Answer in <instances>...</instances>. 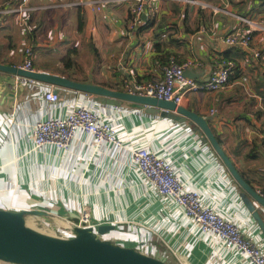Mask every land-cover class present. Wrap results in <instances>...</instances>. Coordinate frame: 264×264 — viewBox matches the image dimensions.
Here are the masks:
<instances>
[{"label":"crops","instance_id":"1","mask_svg":"<svg viewBox=\"0 0 264 264\" xmlns=\"http://www.w3.org/2000/svg\"><path fill=\"white\" fill-rule=\"evenodd\" d=\"M8 1L0 0V6ZM79 1L31 0L39 8L29 12L27 24L17 15L5 16L0 63H22L31 46L36 69L66 77L71 73L81 82L128 91L129 81L161 78L165 54L179 63L196 60L193 77L198 82L208 81L221 65L234 60L237 66L228 86L217 92H189L180 105L211 118L213 131L243 177L263 190L264 0H158L155 14L138 23L137 28L144 29L133 36L127 34L133 2L106 0L97 11L71 4ZM239 28L251 32L250 47L225 42ZM71 55L75 62L67 69ZM243 76L248 77L245 84ZM50 86L38 80L16 86L15 74L0 71V195L9 197H0L2 208L42 210L47 215L31 216L34 222L44 218L46 226L69 234L71 218L88 204L95 221L116 225L107 238L134 242L171 264H249L238 251L199 231L178 205L147 192L139 173L123 169L130 163L128 150L103 145L88 167L85 159L93 153V141L80 134L68 154L52 146L28 152L36 121L64 115L84 103L113 121L128 145L169 157L187 187L198 190L205 203L264 245V233L240 197L244 190L194 124L149 113L134 102L114 107L91 94L57 86L60 101L51 103L44 97Z\"/></svg>","mask_w":264,"mask_h":264},{"label":"built area","instance_id":"2","mask_svg":"<svg viewBox=\"0 0 264 264\" xmlns=\"http://www.w3.org/2000/svg\"><path fill=\"white\" fill-rule=\"evenodd\" d=\"M133 2L132 21L128 28V36L136 33L137 25L144 19V15L151 16L157 9L154 3L158 0H124ZM187 3H200L199 0H178ZM106 0H81L75 4H82L100 11ZM39 5H33L31 0H9L0 6V25L5 16L17 15L22 24H27L29 12L38 9ZM246 20V19H245ZM250 23L249 20H246ZM225 42L229 45H241L250 47L252 34L244 29H237L226 36ZM34 49L28 46L22 63L16 65L27 71H41L34 66ZM259 56V52H255ZM198 63L194 59H188L183 63L171 60L164 66V74L161 78L150 81L134 82V88L129 83V91L151 96L167 101H174L180 105L189 92L207 91L217 92L230 84V76L236 67L234 61H227L221 65L206 82H198L194 77L186 76L185 70L193 68ZM35 80L22 75H15L16 86L20 84L34 83ZM248 82V77H241V83ZM93 96V95H92ZM51 103L58 104L60 92L57 87L51 85L44 95ZM116 110V109H115ZM80 134L92 138V151L89 159H85L88 167L93 162V157L103 145H108L130 152V163L123 167L124 170L136 171L143 178V184L147 186V192L156 193L159 198H164L178 205L184 214L191 219L194 226L202 233L216 237L225 249L238 251L249 264H264V245L255 241L251 236L232 219L225 217L216 211L211 205L205 203L201 193L189 188L177 174L169 157L160 156L156 151L147 147L130 146L121 137L117 126L91 106L78 103L70 108L64 115H54L39 119L31 128L32 148L28 150L39 151L47 146L68 154L73 148L74 141ZM19 158V157H18ZM264 172V167L259 168ZM85 172L82 176L86 177ZM264 197V191L257 189ZM79 226H97L102 224L95 221L93 212L88 204L82 205L79 211ZM70 232V231H69ZM61 235L64 237L71 236Z\"/></svg>","mask_w":264,"mask_h":264},{"label":"water","instance_id":"3","mask_svg":"<svg viewBox=\"0 0 264 264\" xmlns=\"http://www.w3.org/2000/svg\"><path fill=\"white\" fill-rule=\"evenodd\" d=\"M147 17L144 15V18ZM129 53L130 49L126 51L125 60ZM0 71L91 94L102 103L114 107H121L123 101L134 102L149 113L161 114L180 123L189 121L190 124L196 125L202 140L211 145L231 177L244 190L240 197L264 233V197L247 182L227 154L209 123L211 118L204 117L174 101L75 81L45 71H27L15 65L1 63ZM185 75L197 76L193 68H187ZM128 83L134 88L132 82ZM31 215L43 216L47 215V212L29 208H0V260L15 264H171L138 247L107 238L106 235L116 229L114 224L102 223L83 227L78 225V216L72 217L71 225L66 227L72 235L64 237L32 226L27 219Z\"/></svg>","mask_w":264,"mask_h":264},{"label":"rangeland","instance_id":"4","mask_svg":"<svg viewBox=\"0 0 264 264\" xmlns=\"http://www.w3.org/2000/svg\"><path fill=\"white\" fill-rule=\"evenodd\" d=\"M0 188H2V187H1V182H0ZM0 197L3 198V199L9 198L8 195L5 194V193H2V194L0 195ZM6 200H7V199H6ZM2 207H3V206H2V204L0 203V208H2ZM31 216H32V215H31ZM31 216H28L27 219H28V222H29L32 226H34V227H36V228H39V229H41V230H45V231H47V232L53 233V234L60 235V236H61V234L69 235V234H67V233H64V231H62V228L57 229V228H53V227H48V226H46L45 223H47L48 221L45 220L44 218L41 219V222H40V223H36V222L33 221V219H32L33 217H31ZM48 223H49V222H48ZM119 242L121 243L122 241H119ZM123 242H124V241H123ZM125 243H126V245H129V246H133V244H134V242H131V241H125ZM125 243H122V244L125 245Z\"/></svg>","mask_w":264,"mask_h":264},{"label":"trees","instance_id":"5","mask_svg":"<svg viewBox=\"0 0 264 264\" xmlns=\"http://www.w3.org/2000/svg\"><path fill=\"white\" fill-rule=\"evenodd\" d=\"M142 29H144V27H139V28H137L136 29V35L142 30ZM75 52H76V50H73V53H72V55H74L75 54ZM69 56L68 57V61L69 62H67L66 63V65H65V68H67V69H70L71 68V64H72V62H75V59L73 58V56ZM165 57H164V59H165V61L164 62H166V63H164L165 65H167L168 63H170V61L172 60V55L171 54H165L164 55ZM230 61H234V60H230ZM235 62V61H234ZM236 64H237V62H235ZM237 66V65H236ZM236 68V67H235ZM63 73V72H62ZM67 76H68V78H70V79H72V80H75V81H82V80H80L79 78H77V77H75L73 74H71V73H69V74H67ZM231 77V76H230ZM196 126V125H195ZM246 180H247V182H249V183H251V181L249 180V179H247V178H245ZM238 185V184H237ZM239 186V185H238ZM240 187V186H239ZM241 188V187H240ZM242 189V188H241ZM263 191H264V188H263ZM123 242V241H122ZM139 244L140 245H144V244H146L145 242H139ZM152 254V253H151ZM154 255V254H153ZM160 258H162V257H160ZM163 259V258H162ZM165 260V259H164ZM166 261H168L169 262V260H166Z\"/></svg>","mask_w":264,"mask_h":264}]
</instances>
